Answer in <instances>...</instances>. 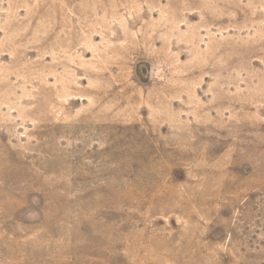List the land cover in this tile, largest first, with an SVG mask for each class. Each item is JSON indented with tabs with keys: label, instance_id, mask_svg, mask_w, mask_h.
<instances>
[{
	"label": "rangeland",
	"instance_id": "obj_1",
	"mask_svg": "<svg viewBox=\"0 0 264 264\" xmlns=\"http://www.w3.org/2000/svg\"><path fill=\"white\" fill-rule=\"evenodd\" d=\"M0 264H264V0H0Z\"/></svg>",
	"mask_w": 264,
	"mask_h": 264
}]
</instances>
